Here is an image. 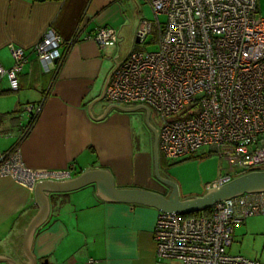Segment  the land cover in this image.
<instances>
[{"label":"crops","instance_id":"1","mask_svg":"<svg viewBox=\"0 0 264 264\" xmlns=\"http://www.w3.org/2000/svg\"><path fill=\"white\" fill-rule=\"evenodd\" d=\"M131 1L0 0V63L4 68L12 65L10 43L24 48L27 56L17 76V90L10 89L5 76L0 78V154L19 148L27 167L70 168L71 177L90 167L106 168L116 187L163 192L164 185L152 175L150 130L147 137H139L137 122L128 111L111 107L97 119L88 113V104L100 96L115 62L132 51L113 57L123 37L126 2ZM80 25L78 40L69 47L61 45L60 58L51 70L44 71L33 52L34 44L47 29L67 41ZM139 26L132 29L135 41ZM98 27L115 28L116 41L100 48L92 39L83 38ZM26 104L40 105L32 123L21 111ZM109 104L116 103L108 102L102 94L90 109L98 115ZM27 125L29 130L23 133ZM210 155L214 154L203 147L174 161ZM167 162L159 164V169L168 176ZM219 171L229 175L239 172L222 164ZM96 191L86 185L50 197L48 215L35 228L28 246L35 264L45 259L49 264H90V260L91 264H180L155 257V207L103 199ZM37 212L33 189L10 176H0V253L17 264L28 261L22 242ZM228 250L264 264V213L235 225ZM0 264L9 263L2 259Z\"/></svg>","mask_w":264,"mask_h":264},{"label":"built area","instance_id":"2","mask_svg":"<svg viewBox=\"0 0 264 264\" xmlns=\"http://www.w3.org/2000/svg\"><path fill=\"white\" fill-rule=\"evenodd\" d=\"M154 16L166 22L141 20L136 31L145 43L158 27L155 50H132L111 71L103 92L110 103L144 104L159 116L158 151L177 159L206 148L218 158L237 160L239 172L264 168V16L258 0H146ZM82 25L64 41L47 29L33 52L44 71L60 58L58 48L78 40ZM117 30L98 27L92 39L98 47L115 42ZM12 65L0 63L11 90L27 61L24 48L8 45ZM39 104H26L22 112L34 120ZM29 125L23 127V133ZM242 173V174H243ZM33 189L40 179L71 177V169L27 167L19 148L0 154V176ZM233 175L220 174L204 185L217 188ZM264 213V192H247L221 200L208 212L184 216L157 212L152 229L155 257L180 264H260L232 254L235 225L246 217ZM92 260L89 261L91 264Z\"/></svg>","mask_w":264,"mask_h":264},{"label":"water","instance_id":"3","mask_svg":"<svg viewBox=\"0 0 264 264\" xmlns=\"http://www.w3.org/2000/svg\"><path fill=\"white\" fill-rule=\"evenodd\" d=\"M136 42H138L137 39ZM56 61L57 59H54V62ZM115 63L116 65L118 64V62ZM108 76L109 74L106 76L100 96L88 104L89 115L93 119L102 118L111 107L120 111L144 110L143 121L150 130L152 175L160 184L170 188V191L167 194H163L142 188L116 187L109 171L106 168L101 167H90L75 177L57 180L49 178L35 181L33 191L34 201L38 204V212L32 217L25 229L22 242L23 251L28 258V261L25 264H35V259L28 250L32 233L48 215L50 197L62 192L72 191L86 185H91L97 189L96 193L103 199L145 204L155 207L159 211L175 212L180 214L203 211L218 201L226 200L242 193L264 192V168L255 167L246 173L233 177L231 180L221 184L217 188L213 187L207 189L202 194L188 197L181 196L178 185L159 169L158 129L150 119L149 107L144 104L131 106L109 104L106 108H103L102 113L98 115H94L92 113L90 107L95 101L101 98ZM43 193H45L46 197ZM2 259H6L9 264H17L9 256L0 253V260ZM39 264L49 263L45 259Z\"/></svg>","mask_w":264,"mask_h":264},{"label":"rangeland","instance_id":"4","mask_svg":"<svg viewBox=\"0 0 264 264\" xmlns=\"http://www.w3.org/2000/svg\"><path fill=\"white\" fill-rule=\"evenodd\" d=\"M126 3L128 4L126 5L127 12L125 14L126 22L123 27V37L120 38L119 42L116 44L115 55L117 54V49L118 54L116 56L119 54L121 56L127 55L134 49L142 51L155 50L158 40V27L156 25H153L152 32L147 36L145 43L135 41L132 35V29L134 31L141 20L155 21L156 18L160 22V26H163L166 22V16L164 14L154 16L149 5L139 0ZM257 5L259 13L264 16V0H258ZM128 113L133 122H137L136 128L139 137H147L146 135L149 129L143 121L144 110H128ZM149 116L152 123L156 127H159V116L152 107H150ZM166 160L168 161L166 164V172L169 178L178 185L179 192L183 197L202 194L204 192V185L209 180L211 181L216 174L219 176L222 173L219 171V166L221 164L227 165L230 168H235L236 172L237 170H241V165L237 160L224 158L223 161H220L221 159L218 157L216 158L214 155H210L204 159L193 158L189 161L186 159L177 161H174L176 159ZM235 175L236 174H234L233 177Z\"/></svg>","mask_w":264,"mask_h":264},{"label":"trees","instance_id":"5","mask_svg":"<svg viewBox=\"0 0 264 264\" xmlns=\"http://www.w3.org/2000/svg\"><path fill=\"white\" fill-rule=\"evenodd\" d=\"M166 161V159L159 153V164L162 165V163H164ZM243 172H238L235 176H238L240 174H242ZM234 176V177H235ZM208 209H204L203 211H196V212H190V213H186V214H183L184 216H191V215H197V214H200V213H206L208 212Z\"/></svg>","mask_w":264,"mask_h":264},{"label":"flooded vegetation","instance_id":"6","mask_svg":"<svg viewBox=\"0 0 264 264\" xmlns=\"http://www.w3.org/2000/svg\"><path fill=\"white\" fill-rule=\"evenodd\" d=\"M170 191V188L164 186L163 194H167Z\"/></svg>","mask_w":264,"mask_h":264}]
</instances>
